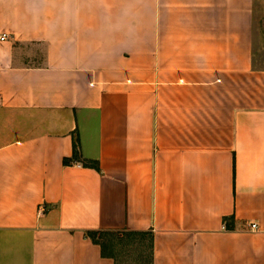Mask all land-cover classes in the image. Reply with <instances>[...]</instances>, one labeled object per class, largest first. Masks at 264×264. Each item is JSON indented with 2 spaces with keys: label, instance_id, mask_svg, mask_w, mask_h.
Masks as SVG:
<instances>
[{
  "label": "crops",
  "instance_id": "1",
  "mask_svg": "<svg viewBox=\"0 0 264 264\" xmlns=\"http://www.w3.org/2000/svg\"><path fill=\"white\" fill-rule=\"evenodd\" d=\"M259 6L0 0V264H264Z\"/></svg>",
  "mask_w": 264,
  "mask_h": 264
},
{
  "label": "rangeland",
  "instance_id": "2",
  "mask_svg": "<svg viewBox=\"0 0 264 264\" xmlns=\"http://www.w3.org/2000/svg\"><path fill=\"white\" fill-rule=\"evenodd\" d=\"M258 1L261 5L259 13L264 17V0ZM96 236L104 251L114 255L118 264H146L149 258L146 236L128 233H103Z\"/></svg>",
  "mask_w": 264,
  "mask_h": 264
},
{
  "label": "trees",
  "instance_id": "3",
  "mask_svg": "<svg viewBox=\"0 0 264 264\" xmlns=\"http://www.w3.org/2000/svg\"><path fill=\"white\" fill-rule=\"evenodd\" d=\"M73 159H78L79 158V155H78V151H77V148H76V144L74 145V151H73ZM64 162H68V160H64ZM82 163L86 166H92V167H95L98 169V166L96 164L95 161H82ZM103 233H117V234H120L116 231H109V230H90V231H87L86 234L96 243H98L102 249V253L103 254H108L104 251V247L103 245L99 242V240H97V236L98 234H103ZM125 234V233H128V234H137L136 232H122L121 234ZM139 234H144V233H139ZM143 236V235H142ZM109 255H112V254H109ZM114 256V255H112Z\"/></svg>",
  "mask_w": 264,
  "mask_h": 264
},
{
  "label": "built area",
  "instance_id": "4",
  "mask_svg": "<svg viewBox=\"0 0 264 264\" xmlns=\"http://www.w3.org/2000/svg\"><path fill=\"white\" fill-rule=\"evenodd\" d=\"M6 35L5 34H2L0 36V40H3V39H6ZM249 229L252 230V231H255V232H263L264 233V225L263 226H260L258 223L256 222H252L249 224Z\"/></svg>",
  "mask_w": 264,
  "mask_h": 264
}]
</instances>
